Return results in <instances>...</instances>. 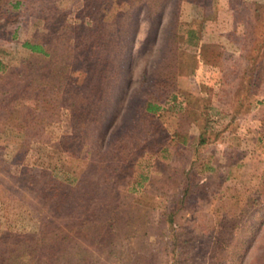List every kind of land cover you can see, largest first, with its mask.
Instances as JSON below:
<instances>
[{
  "label": "rangeland",
  "instance_id": "obj_1",
  "mask_svg": "<svg viewBox=\"0 0 264 264\" xmlns=\"http://www.w3.org/2000/svg\"><path fill=\"white\" fill-rule=\"evenodd\" d=\"M79 1L59 4L67 19L71 18ZM143 1L137 3L140 8L132 16L123 15L129 35H124L127 45L117 60L120 76L113 80L120 78L113 84L117 87L112 93L110 87L102 94L103 100L93 105L96 119L84 129L90 154L98 149L105 155L101 164L110 165L105 167L110 180L114 175L109 169L117 170L129 163L134 173L153 176L152 181L145 179L144 182L148 186L140 201L148 210L132 239L133 244H129L132 248L129 250L128 243L118 234L111 238L110 245L103 238L94 239L26 191L22 183L26 176H22L25 179L11 178L7 173L8 167L13 161L18 162L23 153L18 149L11 158V146L0 147V234L32 232L44 221L49 231L61 229L84 247L90 264H172L168 254L171 247L168 230L159 213L186 172L190 182L197 185L180 217V236L175 249L181 255L175 264H264V197L253 191L255 182L264 183V84L248 92L245 90L250 59L245 49L230 41L231 31L240 28L239 19L232 16L235 14L233 6L241 2L207 0L205 4L207 12H214H211L210 25L206 26V33L209 32H200L202 40L209 43L203 56L208 60L216 56L222 69L202 72L194 58V47L177 43L165 68L168 74L163 96L161 86L156 85L155 69L165 45L174 2L164 0L157 20L150 22L143 13L147 7ZM146 1L152 3V0ZM227 2L232 5L231 9ZM260 2L264 7V0ZM126 3L132 4V0L106 3L104 19L94 22L93 26H104L114 11L125 7ZM1 6L0 50L6 52V64L0 81L18 80L25 73L29 59L35 62L48 59L33 55L20 45L22 40L32 41L44 31V21L25 16L20 9L11 13L6 3ZM183 17L180 14L178 19L183 20ZM12 31H15L14 39H10ZM62 81L68 87L88 88L92 81V61L71 64ZM153 94H161L160 109L150 116L141 115L140 102ZM237 102L242 104L237 109L236 119L230 121ZM66 122L65 115L60 113L57 120L46 124L43 132L49 143L34 145L31 150L42 160H56L60 178L72 185L82 170L87 171L89 161L96 162V159L91 155L85 157L86 146L74 149L73 155L59 152L56 139L69 130ZM203 127L206 139L193 147ZM6 136L20 137L18 131L10 130ZM113 142L119 146L117 150L112 149ZM112 152L116 153L115 160L109 157ZM29 173L37 176L38 167ZM259 173L263 180L252 176ZM92 180L95 182L94 178ZM105 185V182L92 184L95 196L91 205L96 211L100 210L99 197L106 193L103 192ZM162 188L166 189L165 195L158 196ZM231 194H237L238 198L230 197ZM252 198L255 202L251 206ZM105 205L101 213L113 214L112 205ZM255 207L256 210L250 212Z\"/></svg>",
  "mask_w": 264,
  "mask_h": 264
},
{
  "label": "trees",
  "instance_id": "obj_2",
  "mask_svg": "<svg viewBox=\"0 0 264 264\" xmlns=\"http://www.w3.org/2000/svg\"><path fill=\"white\" fill-rule=\"evenodd\" d=\"M65 1L67 0H0V6L6 3L11 13L20 9L23 15H32L44 21L45 30L32 41L22 40L20 45L33 55L53 60L35 62L29 59L25 66V73L20 79L0 81V147L11 146V158L16 155L18 149L23 150L22 157L18 162L13 161L7 173L11 175V178L26 176V179L22 177L25 179L22 183L26 191L48 205L68 224L75 226L81 232L91 234L96 240L103 238L109 242V245L113 242L111 238L118 234L128 243L130 250L132 247H129V244H133L132 239L136 237L137 229H140L145 221L144 214L148 210L140 201L148 186V183L144 182L145 179L152 181L153 176L152 174L146 176L141 172L134 173L133 166L129 163L126 167L120 166L117 170L109 169V173L112 172L114 175L110 180L109 175L105 173L107 171L105 167L110 165L101 164V161L105 160V155L98 152V149L90 154L84 138V129L96 119L93 105L103 100L102 94L106 90L108 92L111 87L112 93L117 87L113 85L120 79L113 81L116 80V76H120L118 72L120 65L117 60L119 54L124 53L127 45L124 42V35H129V30L124 27L123 15L125 13L126 17L132 16L133 12L140 8L137 3L141 0H132V4L126 3L125 7L116 9L102 27H94L93 24L99 19H104L106 3L114 0H80L70 19H67V16L59 9V4ZM163 1L142 2L147 4L143 13L150 22L157 20ZM206 1L173 0L174 6L170 10L165 45L155 69L158 75L156 85L161 86L160 93H164L163 96L166 94L164 87H166L168 74L165 68L177 43L194 47V58L202 72L205 69H222L221 62L216 59V56L211 60L203 56L209 43L202 40L200 32L206 33V26L210 25L214 12L211 11V13L209 10V13L207 12ZM238 1L241 5L233 6L235 14L232 16L239 19L240 28L231 31L230 41L235 43L236 47L245 49L250 59L245 79V90L247 89L248 92L264 84V7L260 6V0ZM226 4L231 6L229 9L232 8L230 3ZM180 14L185 16L183 20L178 19ZM14 34L15 31H12L10 39H14ZM5 53L3 49L0 50V74L6 64ZM87 59L92 61L90 86L88 88L65 86L62 79L68 67ZM0 79L3 78L0 77ZM161 94L143 98L140 102V114L150 116L158 111ZM241 104V102L235 104L236 109L232 112L230 121L236 119L237 109ZM60 113L65 115L69 130L56 139L59 152L73 155L74 149L80 150L86 146L85 157L91 155L96 159V162L89 161L86 165L87 171L82 170L72 185L60 178L56 160L54 162L49 159L42 160L36 151L31 150L34 145L49 143L43 127L57 120ZM9 130L18 131L20 137H7L6 132ZM204 131H206L205 128L197 133V141L193 147L205 141ZM256 139L259 140L261 137ZM113 148L117 150L119 146H115L113 142ZM109 157L115 160L116 158L113 157H116V153L112 152ZM37 167V176L29 173ZM184 176L177 189L173 187L171 198L159 213L160 220L168 230L171 246L168 254L169 262L172 264L179 262L181 255V252L175 249L180 236V217L191 191L197 185L190 182L186 172ZM252 176L263 180V175L260 173ZM101 182L106 183L103 188V192L106 191V193L102 198L99 197L100 210L96 211V208L93 209L91 205L95 196L92 184H101ZM260 182H255L253 191L264 197V183L259 184ZM165 190L162 188L158 196H164ZM230 197L238 198L237 194H231ZM252 199L251 206L255 202L254 198ZM105 204L112 205L113 214L101 213ZM44 225V221L39 222V226L32 232H2L0 234V264H90L88 252L75 243L69 234L61 229L51 232Z\"/></svg>",
  "mask_w": 264,
  "mask_h": 264
}]
</instances>
